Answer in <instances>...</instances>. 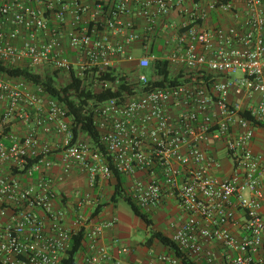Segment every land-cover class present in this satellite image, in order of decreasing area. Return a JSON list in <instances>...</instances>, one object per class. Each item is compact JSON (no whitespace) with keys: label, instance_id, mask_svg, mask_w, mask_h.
Here are the masks:
<instances>
[{"label":"built area","instance_id":"built-area-1","mask_svg":"<svg viewBox=\"0 0 264 264\" xmlns=\"http://www.w3.org/2000/svg\"><path fill=\"white\" fill-rule=\"evenodd\" d=\"M92 1L0 0V63L43 77L137 72L139 86H147L148 72L161 61L183 70L184 82L96 107L104 154L81 139L74 142L67 110L42 88L0 72V264H64L82 231L88 242L83 264L110 259L99 242L117 220L92 226L79 216L66 226L68 214L58 207L48 174L55 152L62 178L78 169L92 186L114 171L132 179L130 197L144 212L167 197L177 199L187 220L173 241L194 263L264 264V152L253 149L257 128L264 127V0ZM134 5L147 23V41L160 21L180 17L169 56L129 54L142 38L126 20ZM111 36L123 40L113 43ZM67 50L77 52L75 60ZM123 63L133 67L120 69ZM235 90L241 103L230 100ZM212 144L232 162L230 177L218 176L223 165L209 153ZM139 174L145 178L137 180ZM180 263L163 255L146 264Z\"/></svg>","mask_w":264,"mask_h":264},{"label":"crops","instance_id":"crops-1","mask_svg":"<svg viewBox=\"0 0 264 264\" xmlns=\"http://www.w3.org/2000/svg\"><path fill=\"white\" fill-rule=\"evenodd\" d=\"M90 2V0H85ZM107 4L110 0H101ZM116 0H113V2ZM91 4L94 2L91 0ZM137 6L134 5L132 12L126 17V20L132 21L136 25V29L142 38L135 42L128 50L129 54L135 59H140L143 56L155 55L158 58L169 56L176 46V31L174 25L180 21L177 14L170 18L160 21L157 29V34L151 41H147L146 29L147 23L144 19L137 16ZM68 18L67 29L70 30V21ZM213 25L220 23L217 16L212 18ZM54 21L49 24L50 28H54ZM113 43H118L123 39L119 37H110ZM67 57L75 60L77 52L67 50ZM121 68L133 67L131 64L123 63ZM119 66V67H120ZM174 69V68H173ZM171 69L173 77L184 76L183 70ZM68 78V75L63 74ZM183 80V79H182ZM230 100L232 102L241 103V93L233 91ZM17 131H21L18 128ZM22 131H25L23 127ZM41 138L54 145L58 143V139L54 136L43 135ZM82 141L87 143L90 139L87 136L81 137ZM255 153L264 152V127L257 128L256 138L253 143ZM210 154H217L221 158L223 170L219 173V177L228 178L232 175L233 165L226 153L220 148V145L212 144L209 148ZM52 161L56 165L48 171V174L55 181V189L57 190L60 202L58 207L67 212L66 226L72 227L73 223L79 216L84 217L89 225H96L107 221L117 220V225L106 231L100 240V245L105 247L110 254V259L102 264H146L150 263L160 256H176L175 251L164 246L158 239L154 237V233H162L164 236L173 239V236L178 228H180L187 220V215L180 206L177 199L166 198L164 203L159 207L154 208L148 212L151 225H147L143 220L137 217L132 211L131 207L123 200L116 203L112 201L116 193L118 182L113 176L110 180L98 178L95 186H92L87 174L82 173L78 169L74 170L69 176L62 178L61 154L55 152L51 156ZM126 177V176H125ZM38 175H35V179ZM142 174L137 176L138 179H144ZM125 189L127 195L130 197V189L132 186V179L125 178ZM89 198L80 207L82 199ZM88 242L86 241V247ZM217 251V249H215ZM88 251L85 249L79 256V264H83ZM180 264H183L182 262ZM196 264H206L205 262H198Z\"/></svg>","mask_w":264,"mask_h":264},{"label":"trees","instance_id":"trees-1","mask_svg":"<svg viewBox=\"0 0 264 264\" xmlns=\"http://www.w3.org/2000/svg\"><path fill=\"white\" fill-rule=\"evenodd\" d=\"M0 72L10 76L24 78L30 84L42 88L50 99L58 101L67 110V115L71 120V127L74 133V142H78L83 135L87 136L90 139L89 143L91 147L104 154H107V151L101 143L100 133L94 119V109L96 107L114 99L125 101L128 98L136 97L140 93L164 87L165 84L177 85L184 82L182 81L184 78L183 75L176 78L172 77V70L169 64L161 61L154 63L148 72L149 84L147 86H139V83H133L128 75L119 74L115 70L102 73L98 76L94 75L93 79L92 75L90 76L89 74L84 78H78L76 73L72 71L69 78L70 82L65 86L58 84L59 72H54L43 77L27 69L13 70L7 68L2 63H0ZM103 84H109L111 87L100 88L99 86ZM4 131L9 133L10 129L4 128ZM114 176L118 182V186L112 201L115 203L119 200L125 201L131 207L134 214L150 226L151 220L148 214L127 195V191L124 188L126 177L117 171H114ZM85 236V231H82L73 238L71 247L63 261L64 264H79L80 254L85 249L88 251ZM154 237L164 246L175 251L176 257L183 264H196L181 253L173 239L159 232L154 233Z\"/></svg>","mask_w":264,"mask_h":264},{"label":"rangeland","instance_id":"rangeland-1","mask_svg":"<svg viewBox=\"0 0 264 264\" xmlns=\"http://www.w3.org/2000/svg\"><path fill=\"white\" fill-rule=\"evenodd\" d=\"M127 75L130 77V79L132 80L133 83L137 84V81H138V73L137 72H131V73L129 72ZM69 82H70V79L67 77H64L63 75L60 76L58 79V84L60 86H65ZM85 142H86V140H85Z\"/></svg>","mask_w":264,"mask_h":264}]
</instances>
